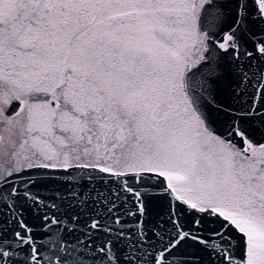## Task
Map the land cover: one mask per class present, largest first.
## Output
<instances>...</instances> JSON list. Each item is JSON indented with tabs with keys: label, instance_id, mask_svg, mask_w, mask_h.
<instances>
[{
	"label": "snow or ice",
	"instance_id": "1",
	"mask_svg": "<svg viewBox=\"0 0 264 264\" xmlns=\"http://www.w3.org/2000/svg\"><path fill=\"white\" fill-rule=\"evenodd\" d=\"M0 264H264V0H0Z\"/></svg>",
	"mask_w": 264,
	"mask_h": 264
},
{
	"label": "rangeland",
	"instance_id": "2",
	"mask_svg": "<svg viewBox=\"0 0 264 264\" xmlns=\"http://www.w3.org/2000/svg\"><path fill=\"white\" fill-rule=\"evenodd\" d=\"M0 163H4V161L0 160Z\"/></svg>",
	"mask_w": 264,
	"mask_h": 264
}]
</instances>
